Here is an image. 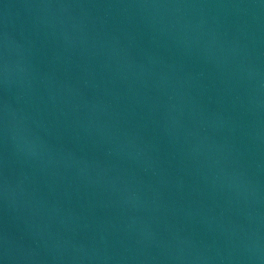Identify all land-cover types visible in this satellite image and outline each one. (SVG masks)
Masks as SVG:
<instances>
[{"label":"water","instance_id":"1","mask_svg":"<svg viewBox=\"0 0 264 264\" xmlns=\"http://www.w3.org/2000/svg\"><path fill=\"white\" fill-rule=\"evenodd\" d=\"M0 264H264V0H0Z\"/></svg>","mask_w":264,"mask_h":264}]
</instances>
